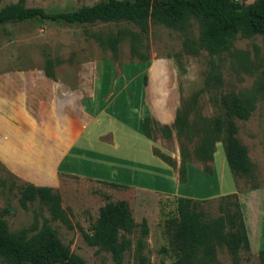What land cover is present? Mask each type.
<instances>
[{"label": "rangeland", "instance_id": "obj_1", "mask_svg": "<svg viewBox=\"0 0 264 264\" xmlns=\"http://www.w3.org/2000/svg\"><path fill=\"white\" fill-rule=\"evenodd\" d=\"M17 1L2 0L0 8ZM106 1L25 0V5L53 13ZM239 1L251 4L256 0ZM117 35L121 39L113 50L107 40ZM46 71H51L54 79L48 77ZM216 71L220 72V85L212 76ZM100 76L105 86L129 85L135 105L141 107L139 115L147 114L146 106L140 105L145 88L149 90L148 101L158 114L165 111L166 104L171 103L172 110L176 107L177 130L171 127L169 131L153 120L149 128L152 138L161 140L162 145L155 149V154L163 161L176 165L179 154L185 157V179L177 180L174 166L170 168L163 161L161 165L151 163L144 170L140 166L135 173L120 174L115 180L119 184L116 187L67 177L58 187H51L61 196V206L68 219L64 222L54 220L49 206L40 200L22 206L21 192L31 183L15 175L0 160V222H5L11 233L25 232L29 236L48 222L60 240L87 264H114L110 252L90 246L84 235L92 233L100 208L109 202L124 200L129 203L137 225L134 232L127 235L132 244L125 252L123 264H139L143 219L148 221L149 235L142 239V252L151 264H172L179 257L172 241L178 221L177 198L174 197L184 193V198L200 201L197 209L203 211L205 220L224 216L222 207L228 205L223 204L220 197L203 201L217 193V176L215 179L208 170L196 169L186 159L191 155L200 160L197 153L202 141L212 136L215 118L224 116L219 102L222 94L255 98L251 117L248 120L234 118V121L238 137L248 147L255 165L252 175L241 179L243 185H264V95L260 89L264 84V36L238 35L230 51L212 55L202 46L200 24L193 19L185 30L149 20L146 32L137 24L125 21L81 25L34 19L5 24L0 27V128L6 129L9 118L18 119L6 96H23L18 107L24 115L26 85H54L59 90L64 86L73 90L80 85L94 87L97 82L99 85ZM9 137V132L0 131V152L11 157L15 154L14 146L1 142ZM214 149L218 157L225 154L221 141L215 143ZM19 165L31 177L36 176V182L51 180L50 170L35 171L31 165ZM210 181L214 189H208ZM190 183L194 186L192 189ZM225 185L227 187L229 182L225 181ZM137 187L150 192L134 191ZM230 207L233 209L232 205ZM216 250L215 259L208 264H234L226 246H216ZM238 254L240 264H260L258 254L245 249ZM0 264L10 262L0 258Z\"/></svg>", "mask_w": 264, "mask_h": 264}, {"label": "trees", "instance_id": "obj_2", "mask_svg": "<svg viewBox=\"0 0 264 264\" xmlns=\"http://www.w3.org/2000/svg\"><path fill=\"white\" fill-rule=\"evenodd\" d=\"M1 2L2 0L0 4ZM34 19L81 25L125 21L137 24L143 32L147 31L149 20L185 30L188 22L193 19L200 24L202 46L210 54L219 55L230 51L238 35L264 36V0H256L251 4H244L239 0H108L77 10L53 13L41 7H27L25 0H18L0 8V27ZM120 39V35H117L107 40V43L115 50ZM46 74L54 79L51 71H46ZM212 76L216 84L220 85V72L216 71ZM260 89L264 95V84ZM254 100V96L245 94L229 93L220 96L224 116L215 118L212 136L202 141L197 153L201 161H212L214 145L221 141L227 164L234 176L243 179L252 175L255 165L249 156L248 147L238 137L234 118L248 120L254 110ZM151 122L150 118H146L141 126L143 133L149 138H152L149 128ZM178 123L179 117L176 115L171 127L177 130ZM162 127L169 131L172 129ZM183 159L184 156L180 174L184 180L186 165ZM220 199L223 204H228L222 207L224 216L205 220L203 211L197 209L200 201L177 198L178 221L172 241L179 257L172 264H208L209 260L215 259L216 246H226L233 255V263L240 264L239 251H250L238 195L229 194ZM35 200L49 206L54 220H68L61 206V196L52 188L26 184L20 197L22 206L26 207ZM136 225L127 201L109 202L100 208L92 233L85 234L84 238L90 246L110 252L114 264H123L125 252L132 244L127 235L134 232ZM148 235V221L143 219L142 239ZM142 239L139 242V264H151L148 256L142 252ZM0 258L8 260L10 264H87L60 240L56 230L48 222H44L41 229L30 236L25 232L11 233L7 224L0 222ZM258 258L260 264H264V250L258 253Z\"/></svg>", "mask_w": 264, "mask_h": 264}, {"label": "crops", "instance_id": "obj_3", "mask_svg": "<svg viewBox=\"0 0 264 264\" xmlns=\"http://www.w3.org/2000/svg\"><path fill=\"white\" fill-rule=\"evenodd\" d=\"M122 73L123 71L119 74ZM26 89L25 117L21 107H18L23 96H6L18 119L11 117L7 120L6 129L0 128L1 132L10 133L6 141H1L2 144L10 146L11 143L15 148V154H11V157L0 152V160L21 179L38 187L50 188L58 187L67 177L118 186L115 180L120 174L135 173L140 166L144 170L151 163L161 165L163 160L155 154V149L162 145L161 140L147 137L141 126L146 118H150L161 126L171 127L175 122L177 109L175 107L172 110V104L169 103L166 104L165 111L158 114L148 101L147 88L140 104L146 106L147 114L144 115L138 114L141 107L139 104L135 105L129 85L105 86L102 76L99 85L97 82L94 87L80 85L79 88L67 90L63 86L59 90L54 85H26ZM186 159L196 169H205L212 177L217 176V193L211 195L213 190H209V198L203 201L229 194L238 195L250 251L258 254L264 250V185L255 188L243 185L241 178L235 177L231 172L223 153L218 157L215 152L213 160L209 162L195 159L191 155L186 156ZM176 161V165L163 162L170 168L174 166L176 179L183 181L179 174L181 154ZM19 163L31 165L35 171L50 170L51 180L36 182V176L31 177ZM214 178H211L212 181ZM212 181L208 184V189H214ZM225 181L229 182L227 187ZM193 187L190 183V188ZM139 190L150 192L141 187L134 191ZM183 194L179 193L177 196L184 197Z\"/></svg>", "mask_w": 264, "mask_h": 264}]
</instances>
